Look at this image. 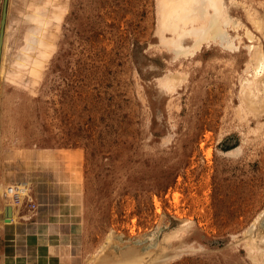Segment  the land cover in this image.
<instances>
[{
	"label": "rangeland",
	"instance_id": "rangeland-1",
	"mask_svg": "<svg viewBox=\"0 0 264 264\" xmlns=\"http://www.w3.org/2000/svg\"><path fill=\"white\" fill-rule=\"evenodd\" d=\"M26 6L2 43L0 147L53 150L61 172H76L79 264L135 252L144 263L148 251L155 264H264V116L238 114L245 60L213 47L173 60L158 41L159 0ZM6 188V217L28 220V196L14 203Z\"/></svg>",
	"mask_w": 264,
	"mask_h": 264
},
{
	"label": "crops",
	"instance_id": "crops-1",
	"mask_svg": "<svg viewBox=\"0 0 264 264\" xmlns=\"http://www.w3.org/2000/svg\"><path fill=\"white\" fill-rule=\"evenodd\" d=\"M26 4L28 0H7L4 34L9 17H22ZM31 20L33 24L34 16ZM17 184L28 190L27 205L34 210L26 221L0 222V264H79L81 201L76 172H61L53 150L0 147V186ZM4 207L2 202L0 218Z\"/></svg>",
	"mask_w": 264,
	"mask_h": 264
},
{
	"label": "bare ground",
	"instance_id": "bare-ground-1",
	"mask_svg": "<svg viewBox=\"0 0 264 264\" xmlns=\"http://www.w3.org/2000/svg\"><path fill=\"white\" fill-rule=\"evenodd\" d=\"M159 5L160 21L158 22L160 26L158 25V27L161 28V36L158 41L161 46H164V48L168 50V53L170 52L172 54L173 60L196 58L197 56L204 54L203 51L205 49L212 51L211 47L216 48L215 50L218 51L217 53L221 55V58L227 56L229 59L234 60L241 56L243 58L242 61H245L242 65L241 63L239 64L241 65L242 70L239 71L237 76L238 80H236L238 81V92L240 91L238 95L240 103L238 114L239 116L242 114L241 118L243 119L246 118L248 114L253 116V118H258L262 115L264 116V11L257 12L256 9L252 8L251 2L246 0L241 2L238 0H159ZM236 5H239L242 9V12H239L243 13L245 21L250 25L254 32L259 34L260 38L253 35L252 31L239 19L231 16V8ZM33 33L34 32L29 31L27 42L24 45V51L25 49H31L33 47ZM4 40L5 35L3 37V47ZM185 42H188V44L184 45ZM232 55H235V58H230ZM0 58L1 66L3 59L2 54ZM20 65L22 66L23 64ZM177 77L176 74L173 75V78L170 77L168 83L171 84L172 79L175 80ZM175 84L177 83L174 82L172 85ZM25 196H28V193H25L24 191V194L20 197L24 198ZM9 221L14 220H12L10 216H7L4 219L0 218V222L5 223ZM184 228L185 226H182L177 232L174 231L173 235L171 233L170 235L162 236L159 248L162 249L171 237H176V235L180 234V231ZM110 238L108 237V240ZM149 239L151 240V238ZM250 248L253 249V247ZM250 252H248V254H250ZM139 253L135 252V254L122 255V264H155V261L151 259L154 251H148V256H150V253L152 254L150 259L144 263L143 260L139 259V256L137 255ZM251 254L256 253L251 252ZM155 256H158V254ZM91 258L92 259H86V264L111 263L108 259H105L106 261L102 259L103 261H101V258L99 259L96 255L94 258Z\"/></svg>",
	"mask_w": 264,
	"mask_h": 264
},
{
	"label": "water",
	"instance_id": "water-1",
	"mask_svg": "<svg viewBox=\"0 0 264 264\" xmlns=\"http://www.w3.org/2000/svg\"><path fill=\"white\" fill-rule=\"evenodd\" d=\"M6 6L7 0H2L1 2V11H0V56L4 36V25H5V16H6ZM8 207L3 208V217L6 218Z\"/></svg>",
	"mask_w": 264,
	"mask_h": 264
},
{
	"label": "built area",
	"instance_id": "built-area-1",
	"mask_svg": "<svg viewBox=\"0 0 264 264\" xmlns=\"http://www.w3.org/2000/svg\"><path fill=\"white\" fill-rule=\"evenodd\" d=\"M7 195H10L12 198V202L16 203L18 201V196L21 195L20 190L16 188V186H7Z\"/></svg>",
	"mask_w": 264,
	"mask_h": 264
}]
</instances>
